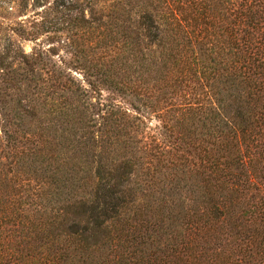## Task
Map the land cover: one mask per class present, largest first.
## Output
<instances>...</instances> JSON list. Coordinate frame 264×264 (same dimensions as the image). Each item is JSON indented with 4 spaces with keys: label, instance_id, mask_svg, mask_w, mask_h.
Segmentation results:
<instances>
[{
    "label": "trees",
    "instance_id": "trees-1",
    "mask_svg": "<svg viewBox=\"0 0 264 264\" xmlns=\"http://www.w3.org/2000/svg\"><path fill=\"white\" fill-rule=\"evenodd\" d=\"M50 1L73 65L3 24L0 264H264V0Z\"/></svg>",
    "mask_w": 264,
    "mask_h": 264
},
{
    "label": "rangeland",
    "instance_id": "rangeland-1",
    "mask_svg": "<svg viewBox=\"0 0 264 264\" xmlns=\"http://www.w3.org/2000/svg\"><path fill=\"white\" fill-rule=\"evenodd\" d=\"M8 23H14L17 32L11 37L25 53L44 55L41 65H47V50H54L57 61L73 65L67 36H47V0H0V45L10 35L3 25ZM75 74L82 78V75Z\"/></svg>",
    "mask_w": 264,
    "mask_h": 264
}]
</instances>
